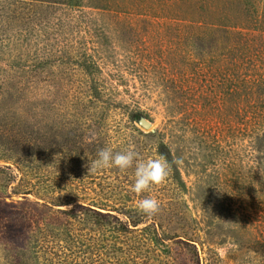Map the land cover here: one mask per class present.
<instances>
[{
    "label": "trees",
    "instance_id": "obj_1",
    "mask_svg": "<svg viewBox=\"0 0 264 264\" xmlns=\"http://www.w3.org/2000/svg\"><path fill=\"white\" fill-rule=\"evenodd\" d=\"M171 60L181 64L176 72ZM144 102L161 108L158 143L168 149L180 131L219 146L235 123L264 141V0H0V163H20L25 175L40 169L35 160L49 155L52 132L56 151L72 162L102 148L126 151L112 137L86 134L118 128L147 137L136 126L153 121ZM160 157L169 165L165 185L182 181L171 151ZM79 187L45 199L72 205L69 221L39 228L23 253L45 248L48 264H101L111 241L135 253L161 238L194 242L185 228V236L169 233L161 212H140L143 193ZM39 189L49 192L33 184L20 193Z\"/></svg>",
    "mask_w": 264,
    "mask_h": 264
},
{
    "label": "rangeland",
    "instance_id": "obj_2",
    "mask_svg": "<svg viewBox=\"0 0 264 264\" xmlns=\"http://www.w3.org/2000/svg\"><path fill=\"white\" fill-rule=\"evenodd\" d=\"M160 33H168L166 39L170 42L176 40L170 32ZM171 68L176 72L181 68L180 62L171 60ZM155 78L162 80L160 75ZM143 104L153 121L145 118L151 125L144 128L140 124L141 118L136 126L153 136L146 137L138 131L118 128L109 132L90 129L86 136L93 142L112 137L115 144L119 140L121 145L125 144L123 149L131 147L142 159L162 161L160 154H168L170 150L171 165L179 170L182 181L153 185L143 195L159 201V212L165 216L164 225L173 228L169 233L179 231V235L185 236L182 232L185 228L194 242L189 244L184 237L164 238L162 242L161 238L151 244H142L135 253L127 245L122 251L118 243L111 241L109 250L101 249L105 259L101 264H198V256L191 250L192 246L197 247L202 263L264 264V141L256 139L250 131L242 130V126L240 128L239 123H235L236 129H232L235 131L228 134L230 139L219 146L212 141L204 146L194 131L191 137L189 131L186 134L180 131L177 142H172L168 149L158 143L159 131H163L164 126L161 108L152 103ZM216 116L211 113L207 117L209 131H216ZM69 118L73 120V117ZM236 120L240 121V116ZM51 136L49 155L35 160V166L40 169L30 170L25 175L23 172L28 168L23 167L26 170L21 171L20 163H0L11 168L0 172V264H48L49 255L45 248L38 252L31 250L27 254L23 250L28 249L31 235L39 228L48 224L65 226L69 221L66 210L72 205L52 206L46 202L47 197L60 198L70 188L81 191L79 186H86L84 188L89 193H93L95 188L119 194L133 193L130 189L135 179L134 166L124 171L116 167L103 168L89 174L90 159L94 157L85 159V162L89 161L84 164L76 159L72 162V158L56 151L53 132ZM28 161L32 162V158ZM79 168L82 174L75 172ZM31 184L46 187L49 192L39 189L20 193ZM158 233L164 237L159 228Z\"/></svg>",
    "mask_w": 264,
    "mask_h": 264
},
{
    "label": "clouds",
    "instance_id": "obj_3",
    "mask_svg": "<svg viewBox=\"0 0 264 264\" xmlns=\"http://www.w3.org/2000/svg\"><path fill=\"white\" fill-rule=\"evenodd\" d=\"M134 166V183L131 191L142 194L150 190L153 185L161 184L169 174V165L159 159H142L131 147L126 151L113 152L109 148L99 149L95 159H90L89 174L99 169L116 167L121 171ZM160 203L152 197L140 200L137 208L143 214L152 217L160 210Z\"/></svg>",
    "mask_w": 264,
    "mask_h": 264
},
{
    "label": "water",
    "instance_id": "obj_4",
    "mask_svg": "<svg viewBox=\"0 0 264 264\" xmlns=\"http://www.w3.org/2000/svg\"><path fill=\"white\" fill-rule=\"evenodd\" d=\"M140 124H141V126H143L144 128H149L150 125H151V123H150L147 119H145V118H142V119L140 120Z\"/></svg>",
    "mask_w": 264,
    "mask_h": 264
}]
</instances>
